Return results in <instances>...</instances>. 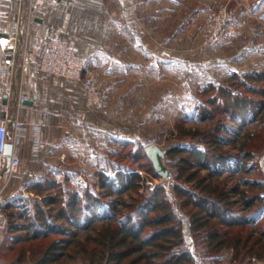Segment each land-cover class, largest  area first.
<instances>
[{
	"label": "trees",
	"instance_id": "16d2710c",
	"mask_svg": "<svg viewBox=\"0 0 264 264\" xmlns=\"http://www.w3.org/2000/svg\"><path fill=\"white\" fill-rule=\"evenodd\" d=\"M228 78V84L212 79L202 91L211 94L196 106L199 121L219 116L215 124L185 131L196 144L166 149L167 156L177 158L172 190L187 212H178L163 185H142V162L149 163L147 172L160 175L144 149L114 152L121 157L112 164L116 177L98 171L97 180L86 185L51 159L25 176L33 199L15 194L0 206L6 218L0 259L20 264L30 248L36 264H72L80 256L87 264H223L227 255V264H264V226H259L264 177L228 183L229 176L248 174L253 166H246L247 160L259 154L250 148L255 133L244 135L236 154L228 135L264 123V66L233 71ZM112 140L138 143L128 137ZM129 156L142 160L138 168L120 161ZM126 192L128 198L122 197ZM32 242L39 247L31 248ZM196 249H202V257Z\"/></svg>",
	"mask_w": 264,
	"mask_h": 264
},
{
	"label": "rangeland",
	"instance_id": "374dc122",
	"mask_svg": "<svg viewBox=\"0 0 264 264\" xmlns=\"http://www.w3.org/2000/svg\"><path fill=\"white\" fill-rule=\"evenodd\" d=\"M210 4L233 9L238 19V30L228 43L205 47L202 44L203 11ZM163 13L165 19L161 20L163 26L160 32L167 58L166 64L161 59L160 69L156 65L158 62L152 64L154 58H144L141 49L134 47L139 52H135V56L131 58L133 61L128 71L125 68L114 75L100 70L90 72L100 86L101 98L97 105L100 107L88 113L86 139L81 154L72 155L70 158L65 156L64 160L56 156L54 158L58 168L70 171L75 181L80 182L81 179L82 185L96 181L98 171L116 177L112 164L119 161L120 154L129 151L132 153L135 149L143 150L150 144H157L164 150L173 144H193L195 140L185 131L188 128L190 131H200L213 126L219 117L199 121V110L196 106L211 94L202 93L203 88L212 79L228 84V75L233 71L243 72L249 68L261 70L264 66V0H166ZM216 57H223L224 60L217 61ZM158 70H161V74L157 73ZM263 125V121H257L247 125L246 129L237 132L235 136L228 135L233 140L228 145L233 147L231 151L236 154V147L244 135L247 132L255 133L250 148L255 147L253 150L259 151L258 157L246 162V166H253L252 170L246 175L240 173L229 176L228 183H236L244 176L264 177ZM111 135L128 137L138 140V143L123 145L113 141ZM114 152L119 154V158ZM131 159L129 156L120 161L138 168L142 160ZM163 162L168 168L170 179H164L161 175L155 177L153 172L146 171L149 163L147 165L142 162L145 166L138 170L142 176V185L149 188L157 184L163 185L169 197L177 204L178 212H187V208L180 206L182 198L172 190L178 174L177 158L166 155ZM250 162L253 164H249ZM142 189L143 187L140 191ZM128 195L126 192L122 197L128 198ZM30 197H35L33 192ZM112 198L115 197L106 199ZM259 218V226L263 227L264 210ZM24 221L26 220H18L19 223ZM38 243L40 242H32L30 247L38 248ZM196 250L202 257V249ZM26 252L25 261L20 264H36L35 258L31 257L32 250L27 248ZM81 257L71 260V263L87 264L88 260ZM222 263H228V255L223 257Z\"/></svg>",
	"mask_w": 264,
	"mask_h": 264
},
{
	"label": "crops",
	"instance_id": "0c3cea01",
	"mask_svg": "<svg viewBox=\"0 0 264 264\" xmlns=\"http://www.w3.org/2000/svg\"><path fill=\"white\" fill-rule=\"evenodd\" d=\"M165 7L166 0H37V16L29 21L27 0H0V39H9L7 46L0 42V118L8 119L12 153L21 161L19 175L10 176L4 172V158L0 167L1 205L15 194L32 196L27 188L25 194L20 189L26 187L25 176L34 173L40 163L55 156L64 160L65 156L80 155L88 113L100 107H86L79 83L50 77L37 69L38 56L32 48L48 36H58L87 57V72L100 70L114 75L130 69L131 58L139 52L134 47H138L143 57L154 58L152 64L158 62L155 67L160 69L161 59L166 64L167 58L160 32ZM10 57L12 70L7 68ZM19 95L32 104L21 103ZM15 119L23 125L13 140ZM5 222L0 209V228ZM0 264L16 263L0 259Z\"/></svg>",
	"mask_w": 264,
	"mask_h": 264
},
{
	"label": "built area",
	"instance_id": "2783aa9c",
	"mask_svg": "<svg viewBox=\"0 0 264 264\" xmlns=\"http://www.w3.org/2000/svg\"><path fill=\"white\" fill-rule=\"evenodd\" d=\"M37 0H27L28 20L33 21L36 16L35 2ZM202 44L205 47H214L226 44L231 41L238 30V19L235 11L226 6L207 5L203 11ZM9 39L2 37L0 42L7 46ZM32 52L37 54L38 63L36 68L50 77L61 78L65 82L79 83L84 92L85 105L87 108H94L101 98V91L98 82L87 72L88 61L81 56L76 47L68 40L58 36H48L42 40L40 45L32 48ZM14 66L13 58L7 60V68L12 70ZM23 67H26L23 64ZM25 98L19 95V100ZM23 123L17 119L13 122L11 137L15 140L20 135ZM8 139V119L6 116L0 118V167L3 165L5 154V144ZM20 157L14 153L10 156L9 175H19ZM167 178L170 179L168 172ZM80 182L81 179H80ZM25 194L26 187L20 189ZM1 200V195H0Z\"/></svg>",
	"mask_w": 264,
	"mask_h": 264
},
{
	"label": "water",
	"instance_id": "95a60500",
	"mask_svg": "<svg viewBox=\"0 0 264 264\" xmlns=\"http://www.w3.org/2000/svg\"><path fill=\"white\" fill-rule=\"evenodd\" d=\"M4 99H6V95H4ZM21 103L24 104H32V100L23 98L20 101ZM5 158H6V168L4 172H7L9 170V165H10V156L13 151V143L12 141H7L5 144ZM144 151L147 155V157L150 159L152 162V165L157 173L161 175L162 178L166 179L168 175V168L163 162V158L166 155V150L162 149L159 145L157 144H150L147 145L144 148ZM0 205H1V200H0Z\"/></svg>",
	"mask_w": 264,
	"mask_h": 264
}]
</instances>
